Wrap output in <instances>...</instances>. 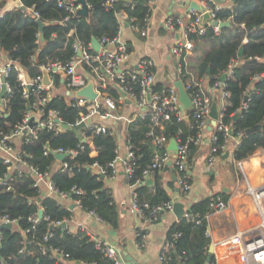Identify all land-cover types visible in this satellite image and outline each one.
Segmentation results:
<instances>
[{
  "label": "trees",
  "instance_id": "16d2710c",
  "mask_svg": "<svg viewBox=\"0 0 264 264\" xmlns=\"http://www.w3.org/2000/svg\"><path fill=\"white\" fill-rule=\"evenodd\" d=\"M85 1L89 8L87 18L69 14L63 7H58L57 0H20L28 14L24 15L20 9H15L4 11L0 18V58L16 62L30 79L41 75L42 65L68 63L75 56L74 45L86 47L91 44L92 38H115L118 32L117 12L127 15L125 23L137 29L134 32L148 26L147 18L150 17L152 8L150 0ZM230 2L228 6H220L215 12V18L219 21L230 19L232 26L221 28L218 33L208 28L203 36L194 41L193 54L188 58L187 64L190 74L203 81L207 96L217 103L218 92L211 93L210 90L226 74L224 90L228 97L222 119L233 128V139H238L233 150V161H245L256 151L264 150V0ZM4 3L5 1L0 2V10ZM30 11L37 13L42 21L50 23L42 29L45 43L38 56L35 52L39 27ZM62 21L63 24H60ZM124 43L130 53L131 44ZM240 49L241 57L238 56ZM185 77H180L183 82ZM60 79L55 77L54 86H58ZM5 82L11 92L4 96L7 102L5 113L0 116V138L10 136L15 125L21 122L24 111L47 93L38 91L36 95L29 91V98H23V88L17 81L15 69L5 78ZM127 83L132 89L133 97H137L140 93L139 83ZM113 84L117 85L116 82ZM167 86L156 82L152 91L161 93L164 90L166 93ZM103 92L112 100L119 98L114 86H108ZM50 93L47 101L39 105L44 109V114L39 118L44 120L49 110H55L57 117L67 128L58 134L45 127L38 128L35 136L27 130L20 136L9 138L7 144L18 148L21 159L28 166L36 172L47 174L49 181L67 200L78 201L81 209L93 213L109 228L116 230L118 210L110 190L105 186L106 180L114 174L112 162L117 159L119 145L116 133L92 135L91 146L81 143L80 130H73L81 108L73 105L69 95ZM246 95L247 108L242 109ZM120 105L116 103V108ZM105 111L102 106L100 113ZM167 115V119L159 117L154 124L151 113L146 110L142 114L131 115L130 122L123 126L125 143L130 146L134 155L133 175L127 182H139L134 188L137 200L148 202L150 206L166 203L168 194L165 186L173 185L170 179L162 181L159 173L161 170L153 175L150 185L143 182L142 172L158 151L152 143L153 138L164 135L170 141L180 135L185 141L196 134L192 107L186 112V120L180 119L175 110L167 111ZM235 115L237 118L234 120ZM34 125L32 127L36 128ZM255 126L258 129L249 135L244 134L246 129ZM218 135L215 145L223 142L222 135ZM82 144L84 147L79 148ZM210 146L212 144L209 143V148ZM58 148L64 151L74 149L76 155H68L62 161H57L49 151ZM196 151L197 147L190 144L188 168L193 164ZM92 152L95 155H91ZM55 164L57 168L53 169ZM97 168L104 173L99 174ZM0 177L7 178L11 187L6 190L0 186V215L7 214L17 220L16 226L1 230L0 264H69L70 261L115 264V260L97 248L95 240L85 231H72L70 226L60 228L55 224L69 219L71 212L59 203L58 198L44 195L43 188L34 185L32 174L8 172L7 165L0 159ZM188 182L190 183V176ZM218 196L221 200L228 198L224 193ZM216 198L217 195H213L196 201L188 207V211L203 217L209 211L211 201ZM40 209L41 218L35 224L31 223L29 217ZM175 234L178 235L176 238ZM165 240L172 247L164 253L161 264H215L212 256L207 261L209 239L204 219L199 224H194L179 218L167 229ZM23 246L24 249L20 252Z\"/></svg>",
  "mask_w": 264,
  "mask_h": 264
},
{
  "label": "built area",
  "instance_id": "2783aa9c",
  "mask_svg": "<svg viewBox=\"0 0 264 264\" xmlns=\"http://www.w3.org/2000/svg\"><path fill=\"white\" fill-rule=\"evenodd\" d=\"M1 1L5 0H0V2ZM112 1L113 0H110L109 2ZM155 1L156 0H150V3L153 4ZM200 1L202 3L201 7L203 9V13L208 14L211 20L224 22L215 18V12L220 8V5H218L215 0ZM57 4L58 7H63L64 10H66L69 14H75L79 7L76 4V0H57ZM15 9H20L24 15L28 14V11H25L23 6H21L20 0H18V4L9 10ZM9 10H6L5 6H3L2 10H0V18H2L4 11ZM30 12L34 16L35 20L40 19L37 13L32 11ZM116 18L118 22L117 36L111 40L107 38L97 40L100 45L98 51L93 50L91 44L86 47L74 45L75 56L68 63L64 65L59 63H48L46 66L42 65L40 67V71L45 70L47 72L50 81L49 85H45L42 82V74L30 79L27 78L24 71L16 62L8 60L5 61L4 64L0 65V91L2 85H4L6 88L3 97L0 99V116L5 113L7 100L4 98V96L11 92L8 84L5 82V78L8 77L9 73L13 69L16 70L17 81L23 88V98H29V91H32L36 95L38 91L47 92L46 96L39 98L37 103H33L30 109L24 111L21 122L15 125V130L10 136H4L3 138H0V151L3 153V155L0 156V159H2L3 163L7 165L8 172L16 171L18 175L24 172H29V174L34 176V185L45 188L42 191L46 196L48 195L58 199H66L65 195L59 192L49 181L47 174L36 172L35 169L28 166L26 162L21 159L18 148L8 145L7 140L9 138L20 136L27 130L32 136H35L38 128L45 127L48 129V131L53 132L54 134H58L67 128V126L65 128L62 126L63 123L60 118L57 117V112L55 110H49L47 112L46 119L42 120L39 118V116L44 114V109L39 105H43V103L47 101L48 95L51 91L50 88L54 83L52 81H54L56 76L60 77L68 88V94L70 100H73V105L81 108L78 118L74 122L73 130H80L79 138L81 143L87 144L89 146L92 145V135H111L114 133V129L98 124L94 121V118L96 116L102 117L107 115L108 111H113L116 109V103L123 104L128 98H133L135 100L137 107L140 109V111H138L139 114L149 110L151 113V121L154 124L157 123L159 117L167 119V111L175 110L177 111L180 119L184 118V116L180 114L178 93L175 86L168 85L166 93H164V90H162L161 93L152 91V87L156 83L153 71L154 62L152 59H141L136 64L135 71L130 69H120V64L129 54L127 52L125 43L120 40V33L123 25L125 27L129 25L125 23V20H127V15L124 12H117ZM149 18L150 17L147 18V23H149ZM60 23L62 24L63 21ZM162 26L165 31L169 33H174L176 31L180 32L181 39L172 44L170 47V54L174 58L176 65L175 73L182 82V86L190 98L191 107L193 109V117L195 120L196 134L193 137H189L185 141L182 140L180 135H177L175 138L173 137L171 140H173L176 145L174 152H171L170 149H168L167 145L169 141L166 136L160 135L154 137L152 143L155 147H157L158 151L154 153L151 163L143 170L142 179L145 183L147 180L152 181L153 175L156 172L162 170V168L171 161V165L175 170V182L178 186V189L181 194H187L190 189V184L188 182L189 168L187 166V160L190 154L189 145L192 143L199 144L204 140L206 123L209 118L212 101L211 97H208L205 92L206 89L203 81L190 74L187 63L188 58L193 54L194 41L197 38L203 36L208 28H212L215 33H218L220 29L217 25H212L210 21L203 22L202 13H198L195 10H190V13L185 18H180L176 15H168L166 18H164ZM129 27L131 30H137L131 25ZM146 31L147 28L140 30L139 33L140 35L144 36ZM78 67L83 69L87 75H93L98 81V85L95 88L96 96L93 98L89 95L77 94V92L82 90L88 83L85 74L77 71ZM229 72L230 69L228 73ZM181 76H186L184 82L181 80ZM127 81L139 83L140 93L137 97H133L132 89L128 86ZM113 82H116L117 85H114ZM108 86H114L117 89L119 93V98L117 100H112L106 95L105 92H103ZM224 89L225 83L218 79L210 90L211 93L218 92L219 100L217 106L218 117L215 122V126L213 127L214 133H212L208 139V142L212 144V146L209 148L207 156V165L210 167L215 166L217 160L228 151L227 149L229 142L231 139H233V128L230 125L225 124L222 119V111L226 103V98L228 97V93ZM120 91L124 93L125 96H122ZM245 102L242 105V109L247 108ZM102 106L106 110L104 113H100V108ZM31 122L32 126L35 124L34 126H36V128L31 126ZM126 122H130V120H127ZM75 127H78V129H75ZM218 134L222 135L223 137V142L221 145H215L219 136ZM237 141L238 139L236 138L235 143ZM83 144L78 147L83 148ZM126 148L127 151L124 159L122 160V165L124 176L128 181L133 175L134 155L130 149V146L126 144ZM49 152L54 155V157L57 154H65L66 156L76 155V151L74 149L64 151L61 148H58ZM115 161L112 162L113 167ZM64 166H66V164ZM235 166L240 174L243 192L251 201L258 218V223L256 226L246 231L235 232L234 235L228 238L211 242L210 254L215 262L226 260L225 258L236 255L241 264H264V184L258 187L252 186L250 184L245 173L243 161H236ZM93 167H95V165ZM97 171L99 174L104 173L100 168H97ZM137 183L139 182L136 181L134 184H129L135 186ZM0 186L5 187L6 190H10L11 188L7 178L4 179L2 177H0ZM132 199V208L138 214L141 220L140 225L135 229L136 247L141 249L146 242L145 232L147 226L155 221L160 214L172 212L175 201L173 199H169L166 203L161 205L150 206L148 202H139L135 193L133 194ZM69 202L72 203L73 206H78L81 208L78 201ZM209 208L211 211H213V213L211 212L212 214L219 213L227 208V204L223 201L212 200ZM88 213L94 215L91 212ZM211 213L202 217L200 214L190 212L188 209H184L181 218H183L186 222L199 224L203 219L207 221L212 215ZM70 219L71 216L69 219L63 220L62 222H56L55 224L60 225L64 223L65 227L70 226ZM29 220L31 223L35 224L39 220L38 212L31 215ZM1 224H10L11 227H14L17 224V220L10 218L7 214H4L0 215V225ZM1 230L2 229H0V240L2 238ZM75 230L84 231L85 228L83 225H77ZM177 236V234L174 235L175 238ZM95 242L97 248L102 249L109 258H113L115 260V264H119L116 260V253L109 246V243L100 240H95ZM171 247L172 244L169 243H166L161 247L159 256L160 261L164 259V253ZM23 249L24 246L20 249V252Z\"/></svg>",
  "mask_w": 264,
  "mask_h": 264
},
{
  "label": "crops",
  "instance_id": "0c3cea01",
  "mask_svg": "<svg viewBox=\"0 0 264 264\" xmlns=\"http://www.w3.org/2000/svg\"><path fill=\"white\" fill-rule=\"evenodd\" d=\"M230 1L220 0V2L216 3L220 6H228L231 3ZM191 3L199 7L202 6L200 0H156L152 5L147 31L144 36L140 35L138 31L134 32L129 26L125 27L123 25L120 40L122 42H129L131 44V51L120 64V69L135 71L136 64L141 59H152L154 62L153 71L155 82L173 85L177 89L176 83L178 81L180 82V80L175 73L176 65L174 58L170 54V47L174 42L179 41L181 36L179 31L174 33L165 31L162 22L168 15L185 18L190 13ZM16 4H18V0H5L4 6L6 10H9ZM231 26L232 23L230 20L229 27ZM177 32H179L178 37L176 36ZM4 62L5 60L0 58V65L4 64ZM77 71L84 73L87 77L88 83L84 88H87L88 95L92 98L96 96L95 88L98 85L97 79L91 74L87 75L79 67ZM50 90L52 94L69 95L62 79H60L58 86H54L53 83ZM213 101L215 100H212L211 104ZM178 105L180 114L186 120L187 109L179 101ZM216 105L218 106L217 102ZM138 111L140 109L137 107L135 100L128 98L125 100V103L121 104L115 110L108 111L107 115L102 117L96 116L94 118V121L98 124L114 129V133H116L119 141L117 159L113 167L114 174L105 182V186L110 190L118 210V228L112 230L96 216L89 214L78 206L69 209L73 205L69 200H58L61 205L71 212L69 225L72 231L75 230L77 225H83L85 228L84 231L93 240L105 241L107 243L108 240L114 242L116 247L125 250L136 264H161L159 256L161 247L166 244L165 237L167 229L172 223L177 222L178 219L175 218L172 212L160 214L155 221L147 226L145 245L141 249H138L136 247L135 229L140 225L141 220L132 208V198L136 185L132 186L127 182L122 165V160L127 151L123 136V126L126 125L127 120H130V116H134ZM213 132L214 129L210 132L205 129L204 140L199 144L192 143V145L197 147V151L193 157V164L189 167L190 189L187 194H181L179 189L178 192H175V188H178V186L175 180H173V176L176 179V175L171 161L169 165L166 164L159 172L163 182L169 179L173 181L172 187L165 186L168 194L166 198L182 203L184 209H188L196 201L210 198L213 195H217L215 201H223L227 204V208L222 212L212 214L213 211L209 208V211L206 213L209 214L212 212V215L206 221V235L209 239L208 252L211 242L228 238L234 235L235 232L246 231L258 223V218L251 201L243 192L240 174L235 168L236 161H233L232 158L235 139H231L229 142L227 149L229 154L226 159H218L213 167L207 165L209 152L208 139ZM170 141L167 145L168 149ZM1 155L3 153L0 151ZM91 155H95V152H92ZM243 162L245 173L250 184L255 187L262 186L264 184V150L256 151ZM56 168L57 164H55L53 169ZM220 193L227 194V200H221L218 196ZM225 259L217 261L215 264H241L236 255Z\"/></svg>",
  "mask_w": 264,
  "mask_h": 264
},
{
  "label": "water",
  "instance_id": "95a60500",
  "mask_svg": "<svg viewBox=\"0 0 264 264\" xmlns=\"http://www.w3.org/2000/svg\"><path fill=\"white\" fill-rule=\"evenodd\" d=\"M129 1V0H127ZM216 2H220V0H215ZM231 1H234V0H231ZM76 4L79 6L78 9L76 10V13H75V16H83V17H88L89 15V8H88V5L86 3L85 0H76ZM190 10H195L197 11L198 13H202V21L203 22H206V21H210V23L212 25H217L219 29L221 28H225V27H229L230 26V20H226L224 22H217L216 20H211L210 19V16L206 13H203V9L202 7H199L197 6L196 4H190ZM37 24H38V27H39V32H38V47L36 49V52H35V55L38 56L41 49L43 48L44 46V38H43V34H42V29L43 27L49 25L50 23H47V22H44L42 21L41 19H37L36 20ZM176 36L178 37L179 36V32L176 33ZM91 45H92V48L93 50L95 51H98L99 48H100V45L98 43V41L95 39V38H92L91 39ZM238 56L241 57L242 56V49L239 50L238 52ZM209 72V70H207V73ZM41 74H42V82L45 84V85H49L50 84V81H49V77H48V74L45 70H42L41 71ZM225 79V75H222L220 77V80L223 82ZM176 86H177V90H178V101L180 103H182L184 105V107L188 110V108L191 107V102H190V98L188 96V94L186 93V91L184 90L183 86H182V82L178 81L176 83ZM87 88H84L80 91L77 92L78 95H88V91L86 90ZM6 91V88L4 85L1 86V91H0V99L3 97L4 93ZM120 94L122 96H125L124 93H122L120 91ZM244 102L246 101V96L244 97ZM217 117H218V110H217V105H216V102L213 101L212 104H211V107H210V112H209V118L207 120V124H206V130L208 132H210L212 130V128L215 126V122L217 120ZM237 118V116L235 115L233 117V119L235 120ZM31 126H32V122H31ZM64 128L66 127V125H62ZM82 126V124H81ZM75 129H78V127H75ZM258 129V126H255L253 128H248L245 130L244 134L245 135H249L252 131ZM169 149L171 151H175L176 149V145L175 143L173 142V140L170 141V145H169ZM228 151L225 152V154L221 157L222 159H226L228 157ZM65 154H57L55 155V158L58 160V161H62L64 158H65ZM170 164V162L168 163V165ZM173 180H175V177L173 176ZM152 183L151 180H147L146 181V184L150 185ZM175 192H178V188H175ZM75 206L71 205L69 207V209H73ZM183 211H184V205L180 202H175L174 205H173V208H172V214L175 216L176 219H179L181 218L182 214H183ZM42 216V211L39 210L38 211V218H41ZM60 228H65V224L62 223L59 225ZM10 224H1L0 225V229H3V228H10ZM108 243H109V246L114 250V252L116 253V260L119 264H136L134 262V260H132V257L125 251V250H122L118 247H116V244L112 241H109L108 240ZM211 250L209 249V256L207 258V261L209 260L211 254H210ZM70 264H79L78 261H70L69 262Z\"/></svg>",
  "mask_w": 264,
  "mask_h": 264
},
{
  "label": "rangeland",
  "instance_id": "374dc122",
  "mask_svg": "<svg viewBox=\"0 0 264 264\" xmlns=\"http://www.w3.org/2000/svg\"><path fill=\"white\" fill-rule=\"evenodd\" d=\"M153 5V4H152ZM223 75H225V78H226V74H223ZM220 79V78H219ZM225 80V79H224ZM224 82V81H223ZM232 165V164H231ZM233 166V165H232ZM236 168V167H235ZM236 171H237V168H236ZM238 172V171H237Z\"/></svg>",
  "mask_w": 264,
  "mask_h": 264
}]
</instances>
